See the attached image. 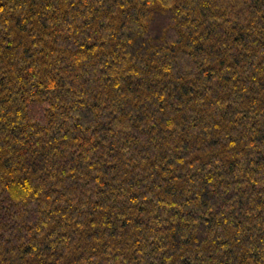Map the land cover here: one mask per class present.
Returning a JSON list of instances; mask_svg holds the SVG:
<instances>
[{
	"label": "trees",
	"instance_id": "obj_1",
	"mask_svg": "<svg viewBox=\"0 0 264 264\" xmlns=\"http://www.w3.org/2000/svg\"><path fill=\"white\" fill-rule=\"evenodd\" d=\"M0 264H264V0H0Z\"/></svg>",
	"mask_w": 264,
	"mask_h": 264
}]
</instances>
